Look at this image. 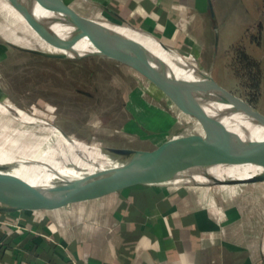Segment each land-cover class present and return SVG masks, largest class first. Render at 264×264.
<instances>
[{"label": "crops", "instance_id": "0c3cea01", "mask_svg": "<svg viewBox=\"0 0 264 264\" xmlns=\"http://www.w3.org/2000/svg\"><path fill=\"white\" fill-rule=\"evenodd\" d=\"M64 1L83 15L147 35L186 61L190 55L202 68H212L253 23L249 4L258 21L264 18V0ZM231 2L241 4L232 8L237 18L252 20L221 50L218 19ZM258 199L264 184L176 181L48 211L0 210V264H264Z\"/></svg>", "mask_w": 264, "mask_h": 264}, {"label": "water", "instance_id": "95a60500", "mask_svg": "<svg viewBox=\"0 0 264 264\" xmlns=\"http://www.w3.org/2000/svg\"><path fill=\"white\" fill-rule=\"evenodd\" d=\"M7 1L50 46L69 50L86 38L92 50L73 53L72 57L97 56L128 67L157 88L180 115L194 121L199 131L169 137L151 149L107 147L104 151L115 156L119 165L71 182L61 181L47 189L37 187L28 179L10 173L8 166L0 165V210L58 209L137 185L184 181L186 177L191 181L188 178L191 173L206 171L204 168L212 166H232L249 169L252 173L245 177L212 176L206 185L264 184V139H241L223 122L220 113L212 115L205 109V101L210 99L229 105L230 109L223 113L241 111L251 122L263 127L264 113L218 84L207 72L190 65L198 80L175 77L165 62L139 40L81 14L64 0ZM29 4L42 9L46 18L39 20L29 13ZM56 23L70 27L65 38L51 28ZM159 45L168 50L163 44ZM19 48L44 57H68L65 53Z\"/></svg>", "mask_w": 264, "mask_h": 264}, {"label": "rangeland", "instance_id": "374dc122", "mask_svg": "<svg viewBox=\"0 0 264 264\" xmlns=\"http://www.w3.org/2000/svg\"><path fill=\"white\" fill-rule=\"evenodd\" d=\"M224 5L227 11H224L223 18L218 19V49L221 50L238 35L244 22L252 20L243 16L237 18L238 11L233 12L232 8L238 10L239 2ZM248 6L258 17L251 21L250 27L259 23L260 17L252 4ZM261 19L264 26V18ZM0 26V128L12 140L24 142L20 136L14 137V132L25 126L19 124L8 110L1 108L5 103L27 113L32 120L35 117V120L42 119L58 127L66 137L90 147L87 150L91 155L101 150L112 160L115 156L104 151L107 147L151 149L169 137L199 131L194 121L180 115L152 84L128 67L97 56L79 59L40 56L14 44L12 46L2 36V26L6 29L10 26L9 17L2 11ZM243 33L231 43L221 59L215 60L212 68L199 67L190 55H187V63L197 69H205V72L207 70L218 84L264 113V92L256 103H251L249 91L242 85L243 77L234 71L242 66L233 60L230 48L239 46L237 42L241 37L249 56L258 61L262 56L261 49ZM248 34H257L256 29L249 28ZM221 50L217 54H221ZM34 129L40 130L35 126ZM26 145L33 147L32 143ZM10 171L17 175L12 169ZM17 176L31 179L24 174ZM258 201L264 205V199Z\"/></svg>", "mask_w": 264, "mask_h": 264}, {"label": "bare ground", "instance_id": "6f19581e", "mask_svg": "<svg viewBox=\"0 0 264 264\" xmlns=\"http://www.w3.org/2000/svg\"><path fill=\"white\" fill-rule=\"evenodd\" d=\"M0 11L10 19V26L7 29L2 26L3 31L1 32H3L2 36L12 46L14 44L15 47L38 48L53 53H65L68 57L73 56V53L92 50L86 38L80 39L69 50L57 49L50 46L36 34L7 0H0ZM28 11L39 20L46 18V15L42 13L44 11L36 5L29 4ZM104 24L139 40L153 55L165 62L175 77L189 81L198 80V75L191 68L193 66L187 65V61L179 57L175 52L163 50L153 38L123 26L107 22H104ZM17 25H20L21 28H18ZM51 28L56 30L55 32L63 38L70 32V27L61 23H56ZM18 29L20 30L18 31ZM205 106V109L212 115L220 113L219 116L224 120L223 122L229 126L231 131L238 134L241 139H264V127L251 122V119L241 111L223 113L225 110L230 109V106L210 99L205 101ZM1 108L8 110L13 115V118H16V121L25 127L19 128L14 132V137L20 136L22 141H24L19 143L14 138L12 140L11 137L3 133V130L0 128V163L12 166L14 170L21 174L30 176L31 179L29 180H32L34 182L32 184L36 186L45 189L50 188L55 183L61 181L65 183L71 182L98 170L119 165L116 160L110 159L101 150H99L100 153L97 151L95 155H91L87 150L90 147H87L82 142L66 137L58 127L51 125L48 121L42 119L35 120V117L32 120L26 115L27 113L25 114L23 111L6 103L2 104ZM34 126L39 127L40 130L34 129ZM2 128L4 129V127ZM26 143H32L33 147L28 148ZM204 169L206 171L191 173L188 178L200 184H207L208 178L212 176L216 178H226V176L245 177L252 173L249 169L242 170L241 168L237 169L232 166H212ZM183 180L186 182L190 181L187 177Z\"/></svg>", "mask_w": 264, "mask_h": 264}, {"label": "trees", "instance_id": "16d2710c", "mask_svg": "<svg viewBox=\"0 0 264 264\" xmlns=\"http://www.w3.org/2000/svg\"><path fill=\"white\" fill-rule=\"evenodd\" d=\"M254 27L257 34H248V29ZM264 26L259 22L256 25L247 27L244 30L243 36L249 38L251 42H254L258 48L262 51L261 60L249 56L242 45V37L238 40L239 46H231V52H233V60L237 61L242 67L234 69L235 73L243 77L242 85L249 91L250 102L256 103L260 95L264 92ZM236 65V63H235ZM241 74V75H239Z\"/></svg>", "mask_w": 264, "mask_h": 264}]
</instances>
